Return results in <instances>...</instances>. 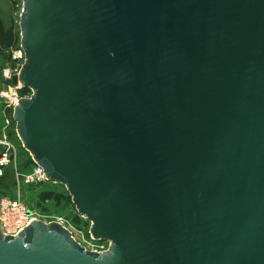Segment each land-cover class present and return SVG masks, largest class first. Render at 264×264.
<instances>
[{
    "label": "water",
    "instance_id": "95a60500",
    "mask_svg": "<svg viewBox=\"0 0 264 264\" xmlns=\"http://www.w3.org/2000/svg\"><path fill=\"white\" fill-rule=\"evenodd\" d=\"M13 112L106 253L0 227V264H264V0H24Z\"/></svg>",
    "mask_w": 264,
    "mask_h": 264
},
{
    "label": "rangeland",
    "instance_id": "374dc122",
    "mask_svg": "<svg viewBox=\"0 0 264 264\" xmlns=\"http://www.w3.org/2000/svg\"><path fill=\"white\" fill-rule=\"evenodd\" d=\"M22 0H1L0 16H2L9 26L14 25L20 39V9ZM17 5V6H16ZM10 54L6 52L0 56V90L2 88L1 70L10 61ZM7 120L9 122H7ZM0 156L5 152L7 144L12 146L9 165L5 168V174L0 177V199L4 197H18L28 206L29 209L38 212L43 220L63 218L72 229L75 238L80 242L88 241L91 222L82 216L76 208L73 198L68 189L55 182L48 181L42 185H24L19 191L16 181V173L29 174L35 165L34 155L31 154L22 141L17 124L11 119V113H3L0 105ZM44 191L60 193L66 198L60 203L54 200L41 202L40 194ZM20 192V193H19Z\"/></svg>",
    "mask_w": 264,
    "mask_h": 264
},
{
    "label": "built area",
    "instance_id": "2783aa9c",
    "mask_svg": "<svg viewBox=\"0 0 264 264\" xmlns=\"http://www.w3.org/2000/svg\"><path fill=\"white\" fill-rule=\"evenodd\" d=\"M16 2V0H11ZM22 7L20 9V19L24 9V0H22ZM17 6V5H16ZM20 25V23H19ZM21 33V32H20ZM10 54V62L4 66L1 70L2 88L0 90V105H2L3 113H11V119H13V112L15 107L18 105L22 98H31L34 95V91L31 88H24L19 82L17 85L12 84L14 77H20L23 68L26 64V51L22 46V38L18 44L7 51ZM7 122H9L7 120ZM3 143L0 141V144ZM5 152L0 156V177L5 173V168L10 163L12 146L7 144ZM32 171L23 175L22 173H16L17 186L19 191L24 185H35L39 186L46 184L49 180L43 171V169L35 161V165L32 166ZM20 193V192H19ZM34 221H42L44 223H50L56 221L67 228L74 239L87 251L106 253L111 247L109 241L100 240L93 236L91 228L88 236V241H78L70 226L63 218H54L43 220L41 215L28 208V206L21 200L20 194L18 197H4L0 199V227L2 228L5 235L19 236L27 226L32 224Z\"/></svg>",
    "mask_w": 264,
    "mask_h": 264
},
{
    "label": "trees",
    "instance_id": "16d2710c",
    "mask_svg": "<svg viewBox=\"0 0 264 264\" xmlns=\"http://www.w3.org/2000/svg\"><path fill=\"white\" fill-rule=\"evenodd\" d=\"M18 42H19V36L18 33L16 32L15 26L11 25L7 28L4 24V21L0 17V56H3L8 50L15 47L18 44ZM65 198L66 197L64 195L60 193H55L53 191H48V192L44 191L40 194L41 202L54 200L58 204L61 201H63Z\"/></svg>",
    "mask_w": 264,
    "mask_h": 264
},
{
    "label": "crops",
    "instance_id": "0c3cea01",
    "mask_svg": "<svg viewBox=\"0 0 264 264\" xmlns=\"http://www.w3.org/2000/svg\"><path fill=\"white\" fill-rule=\"evenodd\" d=\"M1 18H2V20L4 21V24H5V26L8 28L9 27V25L7 24V22L5 21V19L2 17V16H0Z\"/></svg>",
    "mask_w": 264,
    "mask_h": 264
}]
</instances>
